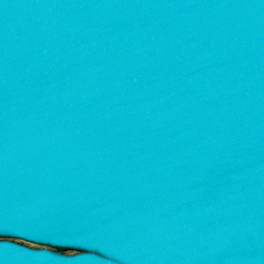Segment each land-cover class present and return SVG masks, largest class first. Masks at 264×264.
I'll return each mask as SVG.
<instances>
[{"label":"water","instance_id":"water-1","mask_svg":"<svg viewBox=\"0 0 264 264\" xmlns=\"http://www.w3.org/2000/svg\"><path fill=\"white\" fill-rule=\"evenodd\" d=\"M0 264H264V0H0Z\"/></svg>","mask_w":264,"mask_h":264},{"label":"rangeland","instance_id":"rangeland-1","mask_svg":"<svg viewBox=\"0 0 264 264\" xmlns=\"http://www.w3.org/2000/svg\"><path fill=\"white\" fill-rule=\"evenodd\" d=\"M7 238L12 239V240H16L18 242H21V243H24V244H27V245H30V246H34V247H44V245L37 244V243H32V242H29V241H26V240H23V239H19V238H14V237H7ZM54 249L55 250H59L60 252H65V253H70V252L76 251L75 249H72V248H56L55 247Z\"/></svg>","mask_w":264,"mask_h":264}]
</instances>
